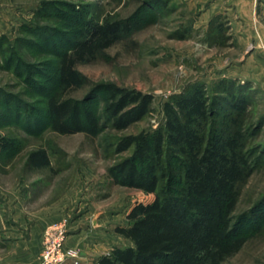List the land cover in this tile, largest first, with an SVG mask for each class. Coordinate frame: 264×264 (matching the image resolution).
<instances>
[{
    "label": "rangeland",
    "instance_id": "1",
    "mask_svg": "<svg viewBox=\"0 0 264 264\" xmlns=\"http://www.w3.org/2000/svg\"><path fill=\"white\" fill-rule=\"evenodd\" d=\"M161 1L164 5L157 0H0V138L11 143L0 149L1 195L16 191L39 204L67 197L72 206L63 218L68 223L81 204L95 203L96 210L106 211V229L126 227L130 208L153 196L112 182L109 168L131 154L116 153L115 145L125 135L162 129L165 104L197 85L217 102L209 115L217 121V112L228 106L225 80L237 96L248 97L246 147L259 157L240 186L234 215L264 196V0ZM104 19L128 22L131 33L76 66L84 83L70 96L82 100L94 86L113 83L150 94L151 111L121 131L105 126L94 137L58 135L47 125L45 100L55 84L59 54L86 24ZM89 104L99 111L100 94ZM37 148L48 153L44 169L27 165L29 152ZM247 241L224 264H264V223Z\"/></svg>",
    "mask_w": 264,
    "mask_h": 264
},
{
    "label": "trees",
    "instance_id": "2",
    "mask_svg": "<svg viewBox=\"0 0 264 264\" xmlns=\"http://www.w3.org/2000/svg\"><path fill=\"white\" fill-rule=\"evenodd\" d=\"M131 30L122 20L89 22L69 50L59 54L55 84L45 100L52 132L94 137L105 126L121 131L151 111L150 94L113 83L94 86L82 100L70 96L84 83L76 66L94 60ZM226 83L221 81L228 106L217 112V121L209 116L217 102L208 100L197 85L165 104L162 129L125 135L115 145L116 153L131 154L109 168L112 182L153 199L133 205L126 227L114 228L131 245L112 248L97 264H224L263 226L264 196L248 211L234 215L240 186L259 157L246 147L251 126L244 121L248 97L237 96ZM95 94H100L99 111L89 104ZM10 147L0 138V149ZM26 161L35 169L50 164L43 148L31 150Z\"/></svg>",
    "mask_w": 264,
    "mask_h": 264
},
{
    "label": "crops",
    "instance_id": "3",
    "mask_svg": "<svg viewBox=\"0 0 264 264\" xmlns=\"http://www.w3.org/2000/svg\"><path fill=\"white\" fill-rule=\"evenodd\" d=\"M81 205L72 212L64 246L77 249L82 264H97L112 248L131 245L128 239L106 229L110 223L106 211L96 210L95 203ZM71 206L67 197L39 204L16 191L0 194V264H40L45 229L69 214Z\"/></svg>",
    "mask_w": 264,
    "mask_h": 264
},
{
    "label": "built area",
    "instance_id": "4",
    "mask_svg": "<svg viewBox=\"0 0 264 264\" xmlns=\"http://www.w3.org/2000/svg\"><path fill=\"white\" fill-rule=\"evenodd\" d=\"M68 227V220L63 218L45 229L42 239V249L39 254L40 264H62L65 260H70L72 264H82L80 253L77 249L64 246V241Z\"/></svg>",
    "mask_w": 264,
    "mask_h": 264
}]
</instances>
